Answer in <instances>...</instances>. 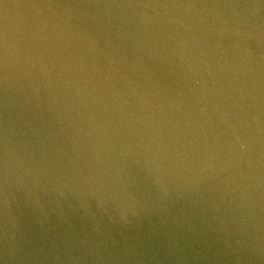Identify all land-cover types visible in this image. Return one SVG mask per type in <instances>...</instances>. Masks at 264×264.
I'll use <instances>...</instances> for the list:
<instances>
[{
	"label": "water",
	"instance_id": "obj_1",
	"mask_svg": "<svg viewBox=\"0 0 264 264\" xmlns=\"http://www.w3.org/2000/svg\"><path fill=\"white\" fill-rule=\"evenodd\" d=\"M0 264H264V0H0Z\"/></svg>",
	"mask_w": 264,
	"mask_h": 264
}]
</instances>
